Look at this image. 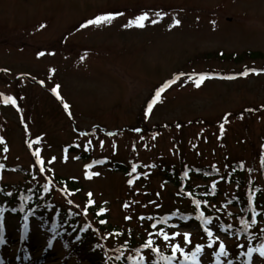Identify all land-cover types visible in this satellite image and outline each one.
Masks as SVG:
<instances>
[{
  "label": "rangeland",
  "instance_id": "rangeland-1",
  "mask_svg": "<svg viewBox=\"0 0 264 264\" xmlns=\"http://www.w3.org/2000/svg\"><path fill=\"white\" fill-rule=\"evenodd\" d=\"M233 164L264 184V0H0V185L47 186L78 216L68 236L91 231L76 250L0 214V264H264L262 227L173 223L238 221ZM207 165L221 181L191 178L187 194L160 169ZM207 185L214 203L189 197Z\"/></svg>",
  "mask_w": 264,
  "mask_h": 264
},
{
  "label": "trees",
  "instance_id": "trees-1",
  "mask_svg": "<svg viewBox=\"0 0 264 264\" xmlns=\"http://www.w3.org/2000/svg\"><path fill=\"white\" fill-rule=\"evenodd\" d=\"M248 56H251L253 59H258V57L260 58L263 55L261 53H250ZM241 59L242 57H239L238 60ZM115 167V171H125V167L122 164H117ZM160 169H164L162 173L166 182L172 183L182 194H187L193 188V185L190 184L191 178H198L205 181H218L221 179L220 175H222L217 168L208 165L193 166L187 168L184 172L182 167L180 170L176 166L160 167ZM261 176L264 178V170ZM223 180L234 185L237 190V193L230 198V205L237 209V214L231 215L230 218L238 216V225L224 224L219 227V231L227 236L231 235L233 231L236 237L239 234L240 237H245L244 233H246V236L253 238L254 234L250 230L255 227H262V230H264V184L260 183L258 179L247 177V172L241 164H233L232 174L225 175ZM7 187L9 186L0 185V213L13 214L17 217H23L25 215L37 217L44 221L46 225L52 226L53 230L58 234L67 236L63 241L68 244H71V238L68 235L76 236L81 233V224L76 213L69 212L64 208H59L58 211L51 209L54 204L52 203V197L47 193V186L35 185L32 188H28L25 185H14L12 186V191L7 190ZM215 190V186L207 185L204 192L196 193L193 190L189 197L198 203H214L219 196V193H216ZM201 211L204 217L212 216L213 213L210 209L204 211L201 209ZM64 215L67 218L61 219ZM174 215L179 220L191 221V224L198 225L201 231H208L207 229H210L208 225H203V222L197 216H194V214L175 212ZM59 219L62 220V224ZM90 240L91 231H87L80 238H76V242L74 241L76 243V250L81 248L80 246L86 241L89 242ZM68 248L70 249V246ZM95 249L91 250L93 251ZM91 256V264H103L104 259L102 256L96 253L91 254ZM119 257L121 260L120 264H134L130 260V262H127L122 256ZM174 258L172 254H157L153 256L150 264H168L167 261Z\"/></svg>",
  "mask_w": 264,
  "mask_h": 264
},
{
  "label": "snow or ice",
  "instance_id": "snow-or-ice-1",
  "mask_svg": "<svg viewBox=\"0 0 264 264\" xmlns=\"http://www.w3.org/2000/svg\"><path fill=\"white\" fill-rule=\"evenodd\" d=\"M105 19H109V18L108 17H105ZM141 19H143V17ZM197 86H199V85H197ZM157 96H159V94H157ZM221 249L223 250V245H221ZM197 251H199V249H197ZM261 255H264V252H262Z\"/></svg>",
  "mask_w": 264,
  "mask_h": 264
},
{
  "label": "bare ground",
  "instance_id": "bare-ground-1",
  "mask_svg": "<svg viewBox=\"0 0 264 264\" xmlns=\"http://www.w3.org/2000/svg\"><path fill=\"white\" fill-rule=\"evenodd\" d=\"M38 249H40L39 246H38ZM39 255H41V254H39ZM42 255H43V257H46V258L49 257V254H47V253H42Z\"/></svg>",
  "mask_w": 264,
  "mask_h": 264
}]
</instances>
